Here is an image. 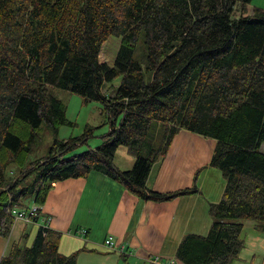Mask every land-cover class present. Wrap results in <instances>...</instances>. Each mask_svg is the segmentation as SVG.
Instances as JSON below:
<instances>
[{"label": "trees", "instance_id": "obj_1", "mask_svg": "<svg viewBox=\"0 0 264 264\" xmlns=\"http://www.w3.org/2000/svg\"><path fill=\"white\" fill-rule=\"evenodd\" d=\"M249 1L0 0V237L11 234L10 208L43 204L54 183L91 171L145 201L197 193L199 169L186 189L146 185L184 129L214 139L207 164L224 189L207 204V232L183 235L175 259L230 264L243 244V219L264 234V10L245 14ZM110 36L119 41L112 65L101 59ZM54 89L100 101L110 130L94 149L69 157L92 127L56 138L23 169L42 124L54 132L71 124ZM120 146L134 158L128 169L114 163ZM11 164L19 176L6 174ZM60 237L40 225L30 245L11 243L0 264H77L86 249L63 254Z\"/></svg>", "mask_w": 264, "mask_h": 264}, {"label": "crops", "instance_id": "obj_2", "mask_svg": "<svg viewBox=\"0 0 264 264\" xmlns=\"http://www.w3.org/2000/svg\"><path fill=\"white\" fill-rule=\"evenodd\" d=\"M214 142L213 138L180 130L164 157L155 161L148 173L146 185L161 193L186 189L192 184L193 173L199 169L195 182L197 193L161 203L145 201L113 178L91 171L83 178L53 184L44 203L39 204L38 227L47 216L51 217L47 227L61 232L58 251L63 254L83 248L86 250L80 253L108 258L113 252L106 249L104 239L112 236L123 248V257L134 264H150V258L155 256L161 262L182 264L175 259L179 241L188 233L207 232L210 226L207 204L217 202L224 189L221 173L207 164ZM128 154L124 159L127 169L134 161ZM10 233L8 238L0 237V257L8 253L11 243L28 236L24 224L16 228L14 223ZM240 236L242 247L230 264H264V234L256 231L251 223L248 231Z\"/></svg>", "mask_w": 264, "mask_h": 264}, {"label": "rangeland", "instance_id": "obj_3", "mask_svg": "<svg viewBox=\"0 0 264 264\" xmlns=\"http://www.w3.org/2000/svg\"><path fill=\"white\" fill-rule=\"evenodd\" d=\"M247 9L245 10V14H251L252 10L255 7H258L262 10H264V0H250L247 4ZM238 12L235 11L234 15H237ZM118 38L110 36L108 41L103 46V52L101 55V59H106L109 63V65L114 64L113 59L116 53L119 41ZM142 61L145 62V51L144 56L142 57ZM147 74V73H146ZM148 75H146V78H148ZM119 78L116 80L114 79L111 83L115 86L118 83ZM109 84L105 85V88L109 89ZM54 94L63 102L65 103V116L67 121H70L71 124L68 125H59L56 128V131L54 132V129L47 126L46 124H42L41 130L38 131V135L36 137V140L34 142V145L32 146L31 153L28 155L25 159V162L23 164V169L25 167H29L31 162L39 157H44V155L47 153L48 148L53 143L54 139H68L69 137L73 136H80L81 133L84 130V127L86 125H89L92 127V134L87 139L85 143H81V145H77L74 149H72L68 156L74 155L76 153H82V151L88 150L90 148L94 149L95 146L100 144L103 141V138L107 135L108 131L110 130V123L105 118L104 114L101 112V102L100 101H84L83 97L80 95L78 96L75 93L70 92L69 90L64 89H54ZM119 120H117L116 125L119 123ZM260 151H264V142H261ZM118 153L115 154L114 162L116 165H119L120 168H126L128 166L126 164L125 157L128 156L129 152L126 150L125 146H120L118 149ZM6 174H8L10 177H17L19 176L18 170L14 164H11L7 168ZM26 180H30L28 177ZM27 206H30V201H25ZM39 205V204H38ZM40 206V205H39ZM50 217V216H48ZM14 220V219H13ZM50 220H52L50 218ZM49 220V221H50ZM243 222L242 230L240 234L246 233L248 231V228L251 227V221L250 220H240ZM247 222V223H246ZM16 224V228L19 227L20 224L25 225V230L28 236L21 240V245H30L32 243V240L34 238V234L36 233V229L39 225L38 222L31 224V223H25L24 221H18L14 220L12 226ZM106 249H108L106 247ZM83 251V250H82ZM82 251H79L78 257H77V264H134L133 261H129L128 257H123V255L114 250H108L109 252H113L108 258H105L103 255H95L91 253H80ZM120 257L119 261L118 258ZM231 262V261H230ZM139 264H142L139 262Z\"/></svg>", "mask_w": 264, "mask_h": 264}, {"label": "built area", "instance_id": "obj_4", "mask_svg": "<svg viewBox=\"0 0 264 264\" xmlns=\"http://www.w3.org/2000/svg\"><path fill=\"white\" fill-rule=\"evenodd\" d=\"M39 205L38 204H31L30 206H27V208H18V207H12L10 208V213L13 216L14 220H18V221H24L25 223H31L34 224L39 220V216H40V212H39ZM51 217H46L45 220L43 221L42 225L43 227L47 228V224L49 222ZM81 233L84 234L83 230L81 231ZM104 245L108 248V250H114V251H118L121 252V254H123V248L120 247L118 244H116V242L114 241L113 237H106L104 239ZM157 263V264H173L172 261L169 262H161L159 256H155L153 258H150V263Z\"/></svg>", "mask_w": 264, "mask_h": 264}]
</instances>
